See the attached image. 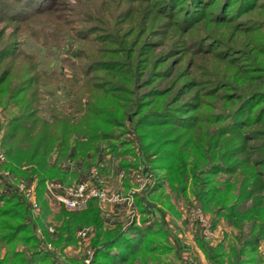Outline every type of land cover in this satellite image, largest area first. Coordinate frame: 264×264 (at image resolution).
I'll return each instance as SVG.
<instances>
[{"label":"trees","instance_id":"obj_1","mask_svg":"<svg viewBox=\"0 0 264 264\" xmlns=\"http://www.w3.org/2000/svg\"><path fill=\"white\" fill-rule=\"evenodd\" d=\"M108 1L103 14L95 4L73 8L80 26L70 28L87 48L67 62V78L38 73L18 39L1 41L4 27L22 32L63 0H0V108L9 111L0 167L35 180L39 208L33 215L16 193H0V264H56L47 244L62 250L78 227L93 229L89 264H181L179 238L157 206L177 214L170 196L157 194L164 183L176 200L192 194L214 215L211 226L223 217L237 228L227 247L195 236L209 264H262L264 0ZM49 84L64 85L69 100L46 117L40 98ZM122 131L138 146L120 140ZM106 157H120L126 174L147 167L153 183L134 195L140 220L108 226L96 199L80 210L49 205L45 180L66 186L92 167L103 173Z\"/></svg>","mask_w":264,"mask_h":264},{"label":"rangeland","instance_id":"obj_2","mask_svg":"<svg viewBox=\"0 0 264 264\" xmlns=\"http://www.w3.org/2000/svg\"><path fill=\"white\" fill-rule=\"evenodd\" d=\"M108 0H63V4L61 8L52 13L47 14L39 19L31 22L26 29L22 32L17 33L16 30L12 31L13 28L4 27L1 31L4 33L3 38L1 41H9L13 38H16L21 42V47L29 54L35 56L36 59V70L38 73L45 75H49L54 71L57 74L63 75L64 77L70 78L72 76V67L68 65L67 62H74L76 60V50L82 49L85 50L87 48L86 44H84L80 39L75 38V31L70 27L77 28L80 26V19H73L75 17V9L87 10L89 8H93L92 5H96V8H99L100 12H102L105 8H107ZM109 5L114 8L113 3H109ZM72 11V13L70 12ZM70 12V13H69ZM69 14V15H68ZM78 20V21H77ZM1 28V27H0ZM70 28V29H69ZM16 33V35H15ZM20 34V35H18ZM58 34V35H54ZM12 35V36H11ZM158 51V50H156ZM44 90L41 94V114L44 116H48L50 114V109L53 106H62L67 105L69 98L67 94V89L64 85H56V84H49L43 87ZM8 110V109H7ZM2 110L0 108V122H6L9 111ZM130 120L127 118L125 122H129ZM126 123V124H127ZM2 129L0 130V140L2 137ZM135 135L131 131H122L119 135L120 140H130L134 142L133 144L137 145V142L134 138ZM99 160L97 161V163ZM3 163V162H1ZM22 169L27 170L28 167H22ZM0 171H7V169H3L0 167ZM14 173V172H13ZM12 173V174H13ZM126 173V172H125ZM127 175V174H126ZM14 178L16 179H25L21 176H17L15 173L13 174ZM217 178V177H216ZM29 180V179H25ZM35 182V180H34ZM157 194L160 195L161 200H165V195L168 194L170 196V204L173 205L175 208V212L177 214H172L171 211L167 210L168 208H164L161 201L157 203L159 208H163L166 210L165 219L168 223L170 220L173 221L172 223L175 224L180 230L183 232L181 233L182 240L188 241L190 238H195V236L201 237L202 240H205L211 245H216L218 243H223L226 247L228 246L227 243L233 240L235 234H237V228L235 225L226 221L223 217H219L217 219V223L214 226L210 225V220L215 219L214 215L210 212L204 211L196 199L193 198L192 194L189 193L187 199H179L173 196L170 192L167 184L164 183L162 189L157 191ZM49 205L51 202L48 200ZM250 204V200H246L242 207H247ZM53 207L55 204L52 205ZM62 206L63 205H56ZM65 208V207H64ZM115 208V207H113ZM66 209V208H65ZM192 209L199 210L202 213V217L207 221L208 229L203 230L201 229L200 224L198 223V219L193 215V219L191 218V211ZM68 210V209H67ZM157 211V210H156ZM158 212V211H157ZM139 216V213L137 211ZM159 214V212H158ZM137 216V217H138ZM136 217V220H140ZM157 219H159L157 217ZM249 226L247 222L244 223L243 230L248 233ZM82 227H78L79 230ZM168 228L171 232L177 235L170 227L168 223ZM76 230V231H77ZM37 234V232H36ZM92 237V236H91ZM85 241H79L76 238V241L72 244L64 247L62 250H59L55 246L52 248V258L55 259L56 264H76L83 261V259L88 255V251L90 250L89 242L90 239ZM179 238V236H177ZM180 241V239H179ZM257 251L262 259V264H264V236L259 239L257 243ZM199 248V247H198ZM1 251H3L2 247L0 246ZM50 251V252H51ZM91 251V250H90ZM175 252V251H174ZM92 253V252H91ZM172 253L167 256L169 260L172 258ZM191 255V253H190ZM188 254L182 255L181 259L178 262L181 264L188 260L189 262H194L195 264H209L206 260L205 262H201L195 260L188 256ZM205 257V256H204ZM59 259V260H57ZM206 259V258H205ZM70 261V262H69Z\"/></svg>","mask_w":264,"mask_h":264},{"label":"built area","instance_id":"obj_3","mask_svg":"<svg viewBox=\"0 0 264 264\" xmlns=\"http://www.w3.org/2000/svg\"><path fill=\"white\" fill-rule=\"evenodd\" d=\"M3 161L4 155L0 149V163ZM125 175V171L120 169L118 173L119 179L124 178ZM130 178L132 186L123 194L121 191L110 189L103 182V176L99 173L98 169L92 167L83 179L75 181L70 185L65 186L54 179L45 180V195L51 202L63 205L68 210H80L85 207L88 200L96 199L104 212V219L110 217L109 213H111L113 207L124 204L126 205L128 213L125 224H130L138 216L134 204V195L140 193L146 186L152 185L153 183L150 173L148 171L144 173L139 167L131 170ZM2 192L8 194L16 193L20 198L26 200L33 215L38 214L39 208L35 200L34 180L16 179L8 171H0V193ZM191 211H193L191 212V218L193 219V215L196 214L195 217L198 219L201 229L204 228V231L208 229L207 221L202 217V213L196 209H192ZM48 231L53 233L54 228L48 226ZM36 232L41 237L40 230L36 229ZM92 235L93 229L91 227H82L75 232V236L79 241L88 240ZM45 249L51 251L53 248L50 244H47ZM90 258L91 251L89 250L88 255L83 259L81 264H89ZM189 264L195 263L190 262Z\"/></svg>","mask_w":264,"mask_h":264},{"label":"crops","instance_id":"obj_4","mask_svg":"<svg viewBox=\"0 0 264 264\" xmlns=\"http://www.w3.org/2000/svg\"><path fill=\"white\" fill-rule=\"evenodd\" d=\"M103 159H105L103 155H101V154L98 155L99 161H101ZM106 159H107L106 160V171L101 173L103 176V179H102L103 182L112 190L121 191L123 194L126 193L128 191V189L132 186V181L130 178L131 173L130 174L127 173V175H125L124 178L119 179L118 173H119L120 169L122 168L119 165L120 157L114 158V159H110V158L106 157ZM137 167H139L140 170L143 171L144 173H146L148 171L147 167L145 166V164L143 162H139ZM86 174L87 173L81 174L79 176L78 180L83 179ZM53 204H55V206L58 205L55 202L50 203L51 206ZM147 212H148L151 219H157V217L159 218V214L154 207H148ZM109 216L110 217L108 219H104L105 223L108 226H114L116 224H123L124 225L126 223L127 217H128L126 205L122 204V205L116 206L115 208L112 209L111 213H109ZM172 222L173 221H171V220L168 222L169 227L177 234V236H179L180 243H181L182 255L188 254V256H190L191 258H194L195 260L205 262L206 259L204 257V254L200 250V248H198L195 240L193 238H190V240H188V241L182 240L181 233L183 231L180 230L177 226H175V224H173ZM1 253H2V251H1ZM190 253H191V255H190Z\"/></svg>","mask_w":264,"mask_h":264}]
</instances>
